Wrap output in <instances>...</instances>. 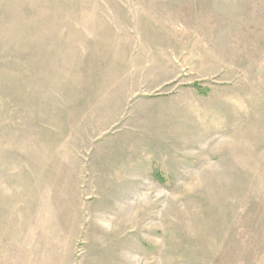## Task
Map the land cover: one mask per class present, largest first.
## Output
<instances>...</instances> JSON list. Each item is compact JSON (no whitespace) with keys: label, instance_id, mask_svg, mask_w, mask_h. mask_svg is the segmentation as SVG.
Instances as JSON below:
<instances>
[{"label":"rangeland","instance_id":"obj_1","mask_svg":"<svg viewBox=\"0 0 264 264\" xmlns=\"http://www.w3.org/2000/svg\"><path fill=\"white\" fill-rule=\"evenodd\" d=\"M0 264H264V0H0Z\"/></svg>","mask_w":264,"mask_h":264},{"label":"trees","instance_id":"obj_2","mask_svg":"<svg viewBox=\"0 0 264 264\" xmlns=\"http://www.w3.org/2000/svg\"><path fill=\"white\" fill-rule=\"evenodd\" d=\"M157 176H158V178H159V177H161V173H160V172H158V173H157Z\"/></svg>","mask_w":264,"mask_h":264}]
</instances>
